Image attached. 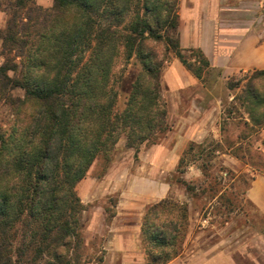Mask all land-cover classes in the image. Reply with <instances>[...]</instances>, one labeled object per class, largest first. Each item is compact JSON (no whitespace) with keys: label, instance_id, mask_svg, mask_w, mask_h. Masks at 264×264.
I'll return each instance as SVG.
<instances>
[{"label":"trees","instance_id":"obj_1","mask_svg":"<svg viewBox=\"0 0 264 264\" xmlns=\"http://www.w3.org/2000/svg\"><path fill=\"white\" fill-rule=\"evenodd\" d=\"M177 6L52 0L44 8L36 0H0V103L12 116L0 125V264H70L82 244L85 209L76 185L96 161L109 165L119 140L136 160L143 145L170 130L161 97L165 58L154 45L198 80L209 69L199 49L180 48ZM131 59L138 70L124 87L116 68ZM228 89L239 90L228 115L242 111L245 127L263 129L264 69L247 71ZM187 213L186 203L172 198L146 208L145 264H168L180 254Z\"/></svg>","mask_w":264,"mask_h":264},{"label":"crops","instance_id":"obj_2","mask_svg":"<svg viewBox=\"0 0 264 264\" xmlns=\"http://www.w3.org/2000/svg\"><path fill=\"white\" fill-rule=\"evenodd\" d=\"M51 1L41 0L40 3L36 0L45 7L50 6ZM177 14L180 48L183 51L199 49L209 62L208 71H217L222 78L228 79L240 72L264 69V0H178ZM164 75L172 91L200 84V80L175 57ZM186 101L192 109L175 116L174 130L145 152L135 174L127 172V166L120 172L118 166L125 164L116 161L101 179L85 176L77 184L82 204L108 194L117 196L115 216L104 232L109 237V250L120 252L121 264H143V253L138 251L143 208L173 197V186L167 177L177 168L186 146L191 142L201 144L207 137L220 142L214 104L203 109L198 107L197 99ZM183 102L179 99L173 106ZM263 140L264 128L257 132L253 147L264 151ZM227 153L221 154L222 164L238 174H249L242 196L264 221V171L242 164L229 154V150ZM180 194L184 198L185 189L180 190ZM195 244L196 251L188 253L187 250L184 256L168 264H251V257L244 254L236 262V253L220 250L218 243L211 246L210 255L200 243L195 241Z\"/></svg>","mask_w":264,"mask_h":264},{"label":"rangeland","instance_id":"obj_3","mask_svg":"<svg viewBox=\"0 0 264 264\" xmlns=\"http://www.w3.org/2000/svg\"><path fill=\"white\" fill-rule=\"evenodd\" d=\"M39 1L42 3L41 0H37V2ZM38 5L44 8L51 7V5L46 7L42 4ZM4 21V14L0 13V28L3 27ZM154 46L159 55L165 58L160 74L161 97L168 112L167 124L170 130L164 137L174 130L177 124L174 120L175 116L187 113L192 109L186 101L192 98L197 99L198 107L203 109L210 108V105L214 104L215 113L218 116L216 127L219 128L220 134V142L207 137L201 144L189 143L186 146L188 154L183 157L181 166L167 177L173 186L172 199L178 203H186L188 207L185 236L180 254L176 258L184 256L187 250L188 253L196 251L198 247L195 244L196 241L200 243V247L207 249L209 255L212 254L209 250L211 246L218 243L219 246H217L220 250H230L236 253L234 256L236 262L239 260V256L244 254L251 257V264H264V221L242 196L250 176L244 172L238 174L228 169L222 164L221 158V154L227 153L229 150V154L242 164L258 167L264 171V151L253 147L258 131H250L244 126L241 118L246 116L241 115L242 111L228 115L233 96L239 91L238 89H228V84L241 79L246 72L237 73L224 79L217 71H206L200 80L201 85L172 91L169 89L164 74L166 67L175 56L171 52H164L161 45L155 44ZM137 70L138 65L134 59H131L125 67L122 68V65H119L116 68V73L123 77L121 84L123 83L124 87L129 86V82ZM12 94L20 96L22 92L14 90ZM179 99L183 100L184 104L173 106V103ZM124 103L125 96L120 93L118 99L120 109L123 108ZM11 119L12 116L7 106L0 103V125L6 128L7 122H10ZM162 139H159L157 143ZM262 145L264 146V140ZM151 146L143 145L135 160L133 151L125 149L121 139L116 145L109 165L104 169L101 162L96 161L89 169L86 178L101 179L107 174L111 164L116 161L125 164L118 166L120 172L127 166V172L135 174L137 166L141 164L145 152ZM190 148L191 150H189ZM187 186L188 190H185L186 194L183 198L180 190ZM119 188L122 189L123 185ZM76 191L79 196L77 185ZM220 192H223L224 197L218 202L217 196ZM116 204L117 196L114 194H108L102 199L83 204L85 209L82 213L80 228L82 244L70 264H121L120 252L109 250V239H107L109 237L104 232L105 227L113 221ZM148 206L150 205L143 208V214ZM192 241H194L193 244ZM145 249V244L139 237L138 251L143 253V264L146 262Z\"/></svg>","mask_w":264,"mask_h":264}]
</instances>
